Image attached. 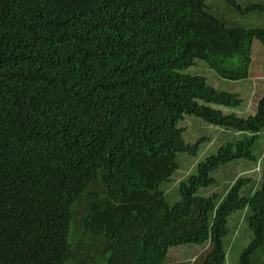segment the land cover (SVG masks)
<instances>
[{"label": "trees", "instance_id": "16d2710c", "mask_svg": "<svg viewBox=\"0 0 264 264\" xmlns=\"http://www.w3.org/2000/svg\"><path fill=\"white\" fill-rule=\"evenodd\" d=\"M247 1L0 0V264H223L241 218L253 236L237 264H264V169L258 188L248 175L198 195L257 160L264 94L247 117L224 113L240 93L187 71L230 57L249 77L264 0ZM188 115L244 137L191 166L212 139L186 142Z\"/></svg>", "mask_w": 264, "mask_h": 264}, {"label": "rangeland", "instance_id": "374dc122", "mask_svg": "<svg viewBox=\"0 0 264 264\" xmlns=\"http://www.w3.org/2000/svg\"><path fill=\"white\" fill-rule=\"evenodd\" d=\"M232 11L233 14L239 15V12L235 11L234 9H232ZM250 17L258 18V21H256L253 25L254 27L264 29V14H254ZM244 26L248 28L251 26V24L246 21ZM222 58L223 57H220L217 61H205L196 58L194 59L195 64L188 68L187 71L193 74L205 76L207 83L219 90L240 93L243 100L241 106L220 108L224 113L236 112L242 114H239L240 116L247 117L249 114L255 112L257 102L264 94V47L259 46L258 44H255L254 47L252 46V63L250 65V69L258 65L260 61L262 62L257 69L251 71V77H248L244 80L235 79V77H233L236 75L237 70L234 60H230L229 57L228 60L221 63ZM178 126L184 128L183 137L186 142L192 143L201 137H211L212 139L205 141L207 144V151L204 147V144H202L197 156L188 158L193 161L192 163H188L191 166L196 165L197 162L203 161L207 156L215 154L218 147L221 145L235 142L236 140L242 139L244 137L242 132L229 130L230 133H228L218 126L207 124L201 118L196 116H185L184 119L179 122ZM220 131L230 134V137L227 138L221 136ZM252 151L257 158L256 161H248L245 159L235 160L216 170L215 172H212L210 176L217 181L216 188H214V186L201 188L198 191V195L210 196L212 193H219L225 188H227V191L237 178L248 177V175L255 182L256 188H258V186L261 185L264 169V131L259 134V138L255 142ZM182 165L183 162L181 161L180 168L175 172L172 180L170 182L164 183L163 187L168 193H170L177 186L178 181L185 173ZM249 189L250 184L243 188L242 195H247ZM205 193L207 195H205ZM175 200L176 198H171L169 199V202H174ZM228 227L230 232L232 225L229 224ZM252 236L253 235L251 231L248 229L247 222L241 218L237 228L233 231L231 230V233L227 239L228 242L224 245L226 250V259L223 264L239 263L240 255L245 249V246L251 241ZM197 247H195V249H197ZM179 249H181V245L173 247L171 252L174 253ZM195 252H198V250ZM204 254L205 253L202 252L201 256L204 257ZM170 256L172 261L168 262L167 264H199L202 260V258H197V255L192 254L182 255V253H177L175 255L170 254Z\"/></svg>", "mask_w": 264, "mask_h": 264}, {"label": "crops", "instance_id": "0c3cea01", "mask_svg": "<svg viewBox=\"0 0 264 264\" xmlns=\"http://www.w3.org/2000/svg\"><path fill=\"white\" fill-rule=\"evenodd\" d=\"M239 2H240V4H242V5H246V4H248V1H247V0H239ZM256 21H258V18H257ZM255 44H258L259 46H263V47H264V43L260 42L259 40H254L252 46L254 47ZM260 60H261V58H260ZM261 62H262V61H260V63H261ZM260 63H259L258 65H256L254 68L252 67V68L250 69V75H249V77H251V71L254 70V69H257L258 66L260 65Z\"/></svg>", "mask_w": 264, "mask_h": 264}, {"label": "clouds", "instance_id": "9594fccd", "mask_svg": "<svg viewBox=\"0 0 264 264\" xmlns=\"http://www.w3.org/2000/svg\"><path fill=\"white\" fill-rule=\"evenodd\" d=\"M252 63V62H251ZM251 65V64H250Z\"/></svg>", "mask_w": 264, "mask_h": 264}]
</instances>
